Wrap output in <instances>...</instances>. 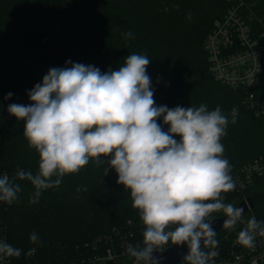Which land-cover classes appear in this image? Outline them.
Here are the masks:
<instances>
[{
	"label": "trees",
	"instance_id": "trees-1",
	"mask_svg": "<svg viewBox=\"0 0 264 264\" xmlns=\"http://www.w3.org/2000/svg\"><path fill=\"white\" fill-rule=\"evenodd\" d=\"M240 1L237 11L258 34L264 29V0H0V176L38 169V155L23 135L24 121L8 113L9 105L29 104L28 93L51 68L80 63L101 73L116 71L134 53L151 60L147 74L157 106L220 107L229 121L221 143L231 175L264 162V113H254L244 103L252 89L215 79L205 49L215 22H223ZM128 32L131 38L125 37ZM158 123L167 131L162 117ZM110 158L90 160L78 173L65 175L35 204L29 203L30 182L17 181L22 188L18 199L12 205L0 202L6 242L22 250L19 258H10L11 264H75L95 253V239L115 226L127 232L134 246L143 247L139 212L108 167ZM223 196L235 207L248 200L256 219L264 221V174H255L242 191ZM223 216L213 212L206 219ZM235 229L224 227L213 238L236 235ZM33 232L39 237L36 244L29 239ZM32 248L36 251L29 257Z\"/></svg>",
	"mask_w": 264,
	"mask_h": 264
},
{
	"label": "clouds",
	"instance_id": "clouds-1",
	"mask_svg": "<svg viewBox=\"0 0 264 264\" xmlns=\"http://www.w3.org/2000/svg\"><path fill=\"white\" fill-rule=\"evenodd\" d=\"M150 63L147 56L134 53L116 71L101 73L80 63L51 68L28 93L29 104L9 105L8 113L24 121L23 135L38 155V169L35 174L18 170L12 178L0 176V202L12 205L22 191L17 181H28L34 188L29 203L35 204L65 175L110 156L108 167L130 193L144 226L143 247L128 245L129 257L137 264H158L153 253L172 242L187 244L184 259L189 264H208L216 253L203 251L201 238L207 235L209 243L217 242L206 218L222 212L225 227L234 228L243 215L242 208L226 204L223 196L236 187L221 143L229 121L219 106L211 111L204 104L157 106L147 74ZM161 117L167 131L158 123ZM257 235L264 236V222L253 216L237 241L254 249ZM29 239L39 242L35 232ZM21 251L0 239V261L19 258Z\"/></svg>",
	"mask_w": 264,
	"mask_h": 264
},
{
	"label": "built area",
	"instance_id": "built-area-1",
	"mask_svg": "<svg viewBox=\"0 0 264 264\" xmlns=\"http://www.w3.org/2000/svg\"><path fill=\"white\" fill-rule=\"evenodd\" d=\"M242 4V2L238 5L233 4L224 16L223 22H215L213 31L206 39L205 49L209 55L214 78L247 91L252 89L248 91L244 103L254 113L262 114L264 113V29L254 35L253 30L243 21L237 11L238 6ZM247 17L251 22H255L252 19L253 16L247 15ZM255 174L259 176L264 174V162L246 165L239 174L232 175L236 185L235 191L240 192L246 185L249 186ZM243 202L247 206V211L236 225L235 230L238 232L246 226L250 218L255 217L251 203L248 200ZM128 225L132 227L134 222L129 221ZM6 232V226L1 222L0 239L6 241ZM237 236L238 234L233 236L224 234L222 238L216 240L217 243L201 248L205 252L216 253L208 264H264V236H256L254 249L241 246L237 241ZM100 244L103 247L99 249ZM172 244L169 242L157 248L156 251L165 250ZM128 245L133 244L127 232L123 234L115 226L109 233L95 239L92 246L95 253L81 260L79 264H105L107 262L137 264L135 259L129 257L126 252ZM0 264H11L10 258L0 261ZM139 264H145V262L141 261ZM176 264H189V262L183 259Z\"/></svg>",
	"mask_w": 264,
	"mask_h": 264
},
{
	"label": "water",
	"instance_id": "water-1",
	"mask_svg": "<svg viewBox=\"0 0 264 264\" xmlns=\"http://www.w3.org/2000/svg\"><path fill=\"white\" fill-rule=\"evenodd\" d=\"M237 207L243 209L244 214L247 211V206L244 202L239 204ZM227 219L226 216L219 217V218H212L207 219L212 229L215 231V235L225 227V220ZM209 238L207 235L202 236L201 238V248H204L211 243L208 242ZM188 253V246L187 244H175L173 243L170 247L162 251H156L153 253V256L158 260V264H176L183 260ZM105 264H110L107 262Z\"/></svg>",
	"mask_w": 264,
	"mask_h": 264
},
{
	"label": "rangeland",
	"instance_id": "rangeland-1",
	"mask_svg": "<svg viewBox=\"0 0 264 264\" xmlns=\"http://www.w3.org/2000/svg\"><path fill=\"white\" fill-rule=\"evenodd\" d=\"M4 222H2V224L3 225H5V220H3ZM6 237L8 236V230H7V228H6ZM79 249V248H78ZM94 251V250H93ZM88 254H90V253H88ZM88 254H84L85 256H87ZM75 264H79V261H77Z\"/></svg>",
	"mask_w": 264,
	"mask_h": 264
}]
</instances>
